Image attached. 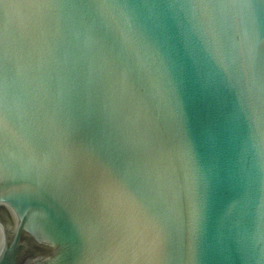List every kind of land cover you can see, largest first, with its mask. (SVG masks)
Segmentation results:
<instances>
[{
  "label": "water",
  "instance_id": "95a60500",
  "mask_svg": "<svg viewBox=\"0 0 264 264\" xmlns=\"http://www.w3.org/2000/svg\"><path fill=\"white\" fill-rule=\"evenodd\" d=\"M0 264H264V0H0Z\"/></svg>",
  "mask_w": 264,
  "mask_h": 264
}]
</instances>
